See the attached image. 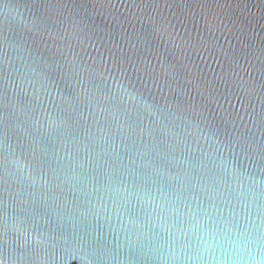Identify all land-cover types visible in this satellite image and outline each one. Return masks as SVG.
<instances>
[{"label": "water", "instance_id": "obj_1", "mask_svg": "<svg viewBox=\"0 0 264 264\" xmlns=\"http://www.w3.org/2000/svg\"><path fill=\"white\" fill-rule=\"evenodd\" d=\"M0 264H264V0H0Z\"/></svg>", "mask_w": 264, "mask_h": 264}]
</instances>
